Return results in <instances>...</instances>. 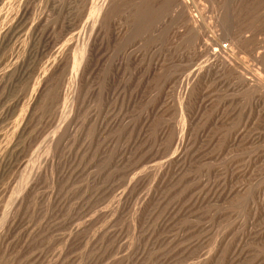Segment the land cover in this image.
Here are the masks:
<instances>
[{
  "label": "rangeland",
  "instance_id": "obj_1",
  "mask_svg": "<svg viewBox=\"0 0 264 264\" xmlns=\"http://www.w3.org/2000/svg\"><path fill=\"white\" fill-rule=\"evenodd\" d=\"M109 1L0 0V264H264V0Z\"/></svg>",
  "mask_w": 264,
  "mask_h": 264
},
{
  "label": "bare ground",
  "instance_id": "obj_2",
  "mask_svg": "<svg viewBox=\"0 0 264 264\" xmlns=\"http://www.w3.org/2000/svg\"><path fill=\"white\" fill-rule=\"evenodd\" d=\"M109 2H110L109 0H105V2L102 4V8H106L108 6ZM178 7L180 9L181 8L184 9L186 6H185V3L182 0H180V1H178ZM103 16H105V13L103 14ZM186 20H187V23L192 25V26L195 25L197 23V21H198L195 18V16H192L191 14L190 15L189 14L186 15ZM108 24H109L108 28L112 29V31H111V33L109 34L108 37H110V38H114V37L120 38V37H122L123 38L124 35H127L126 34V28L122 24L121 25L117 24L115 21H110ZM106 27H105V29H106ZM102 33L103 32H101V34ZM97 34H96V36H97ZM103 35H105V34H103ZM96 41L97 40H96L95 35H94V37L91 36L89 38V47H90V51L92 53L96 50ZM120 41H121V39H120ZM212 41H213V45L210 44L211 46L210 45H203L204 46V52L206 53V55H208V57H211L212 59H215L220 65H224L228 69H232V70L237 72V68L236 67H240V61L238 59H236V57H235L236 55L234 53H232V50L230 49V47L227 46V45L226 46L220 45L219 44L220 40H218V41L212 40ZM240 43H242V41ZM257 56H259V55H257ZM238 73H239V71H238ZM247 80H249V81H247ZM247 80L246 79L244 80L245 81L244 82V84H245L244 86H246V87H248L250 89L251 88L252 89L261 88L262 87V81H261L262 79L260 77L256 76V75H253L251 79H247ZM260 98H262V100H264V95L262 97H260Z\"/></svg>",
  "mask_w": 264,
  "mask_h": 264
}]
</instances>
